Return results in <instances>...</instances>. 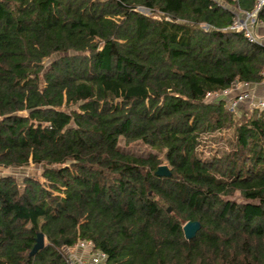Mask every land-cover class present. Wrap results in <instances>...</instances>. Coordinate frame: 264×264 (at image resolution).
<instances>
[{
    "label": "trees",
    "instance_id": "16d2710c",
    "mask_svg": "<svg viewBox=\"0 0 264 264\" xmlns=\"http://www.w3.org/2000/svg\"><path fill=\"white\" fill-rule=\"evenodd\" d=\"M256 1L0 0V166L43 179L0 175V264H69L78 240L104 264H264V108L206 97L264 86V45L230 28Z\"/></svg>",
    "mask_w": 264,
    "mask_h": 264
},
{
    "label": "built area",
    "instance_id": "2783aa9c",
    "mask_svg": "<svg viewBox=\"0 0 264 264\" xmlns=\"http://www.w3.org/2000/svg\"><path fill=\"white\" fill-rule=\"evenodd\" d=\"M218 4L228 7L222 0H214ZM264 6V0H257L255 8L252 11H235V21L230 26L231 29L236 31H244L250 41L257 42L264 45V35L260 28H264V22L260 21L258 16L260 10ZM141 12V8L138 9ZM149 10V9H147ZM150 11V10H149ZM145 14V13H144ZM148 15V14H146ZM264 85V82H263ZM235 92L234 96L228 100V107L231 110L238 109L243 103L250 102L257 92L256 88L246 85L242 88V84L235 85L234 89H228L221 93H208L207 99L219 95H228ZM254 105L260 109L264 108V93ZM65 260L69 264H104L107 260V254L102 251L93 249L91 241L78 240L72 247L65 250Z\"/></svg>",
    "mask_w": 264,
    "mask_h": 264
},
{
    "label": "rangeland",
    "instance_id": "374dc122",
    "mask_svg": "<svg viewBox=\"0 0 264 264\" xmlns=\"http://www.w3.org/2000/svg\"><path fill=\"white\" fill-rule=\"evenodd\" d=\"M141 12L148 15H152V11H149L145 8H141ZM48 62H50V60H48L47 63ZM263 93H264V86H262L261 89L254 94V97L250 102L248 101L243 103V105L239 109L240 112L239 114L243 115L244 113L246 114L252 113V110L256 108L254 103L258 99H260V97L263 96L262 95ZM232 136H233L232 130H227L223 133H216L213 135L204 136L202 144L199 147V151L201 152V155L203 157H210L214 154L220 155L223 150L229 149V141L232 139ZM120 148L127 153H132L142 156H147L150 152L153 151L149 146L143 144L142 142H134L131 144H126L123 138L120 140ZM164 163L167 162L165 161ZM0 175H15L19 179H21L26 175H32L37 178H40V180H43L41 177V168L34 164H31L30 166L22 169L4 168L0 166ZM232 199L238 202H247V200L244 199L239 193H236Z\"/></svg>",
    "mask_w": 264,
    "mask_h": 264
},
{
    "label": "water",
    "instance_id": "95a60500",
    "mask_svg": "<svg viewBox=\"0 0 264 264\" xmlns=\"http://www.w3.org/2000/svg\"><path fill=\"white\" fill-rule=\"evenodd\" d=\"M156 175L161 177H170L172 172L167 164H162L156 170ZM171 207L168 208V211L171 212ZM201 223L197 220H190L185 223L183 226V231L186 239H192L196 236L197 232L201 229ZM46 244V237L43 233H38L36 237V243L30 253V255H34L39 249L43 248Z\"/></svg>",
    "mask_w": 264,
    "mask_h": 264
},
{
    "label": "crops",
    "instance_id": "0c3cea01",
    "mask_svg": "<svg viewBox=\"0 0 264 264\" xmlns=\"http://www.w3.org/2000/svg\"><path fill=\"white\" fill-rule=\"evenodd\" d=\"M258 31H260L261 33H263L264 35V28H260ZM262 86H256L254 88H256V91L258 92L261 89Z\"/></svg>",
    "mask_w": 264,
    "mask_h": 264
}]
</instances>
